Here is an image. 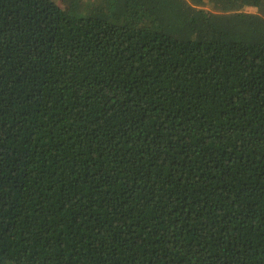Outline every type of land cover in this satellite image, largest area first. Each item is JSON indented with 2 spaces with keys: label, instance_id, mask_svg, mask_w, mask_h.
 <instances>
[{
  "label": "trees",
  "instance_id": "obj_1",
  "mask_svg": "<svg viewBox=\"0 0 264 264\" xmlns=\"http://www.w3.org/2000/svg\"><path fill=\"white\" fill-rule=\"evenodd\" d=\"M0 264H264V0H0Z\"/></svg>",
  "mask_w": 264,
  "mask_h": 264
}]
</instances>
